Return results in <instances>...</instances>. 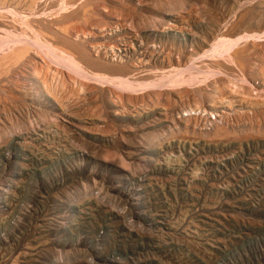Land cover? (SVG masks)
<instances>
[{"label":"rangeland","instance_id":"obj_1","mask_svg":"<svg viewBox=\"0 0 264 264\" xmlns=\"http://www.w3.org/2000/svg\"><path fill=\"white\" fill-rule=\"evenodd\" d=\"M0 264H264V0H0Z\"/></svg>","mask_w":264,"mask_h":264}]
</instances>
